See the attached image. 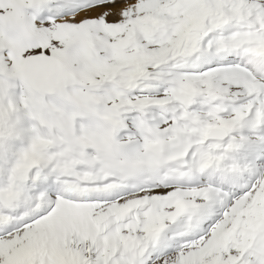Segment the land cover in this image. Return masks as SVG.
<instances>
[{"label":"snow or ice","instance_id":"snow-or-ice-1","mask_svg":"<svg viewBox=\"0 0 264 264\" xmlns=\"http://www.w3.org/2000/svg\"><path fill=\"white\" fill-rule=\"evenodd\" d=\"M0 264H264V0H0Z\"/></svg>","mask_w":264,"mask_h":264}]
</instances>
